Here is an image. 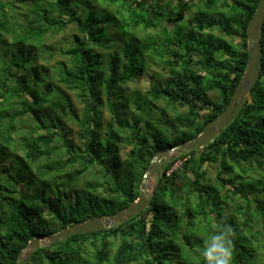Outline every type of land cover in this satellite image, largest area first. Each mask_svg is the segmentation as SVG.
<instances>
[{"label": "trees", "instance_id": "1", "mask_svg": "<svg viewBox=\"0 0 264 264\" xmlns=\"http://www.w3.org/2000/svg\"><path fill=\"white\" fill-rule=\"evenodd\" d=\"M258 3L106 0L97 13L90 0H0V264H16L35 238L133 204L153 157L196 139L226 110L247 70ZM139 32L154 34L138 43ZM260 49L244 107L203 148L175 151L144 212L35 249L22 264H204L203 237L225 229L230 264H264V23ZM154 58L159 73L149 68ZM148 72L149 89L131 93L127 84ZM67 123L79 131L76 144ZM207 166L219 173L214 184Z\"/></svg>", "mask_w": 264, "mask_h": 264}, {"label": "water", "instance_id": "2", "mask_svg": "<svg viewBox=\"0 0 264 264\" xmlns=\"http://www.w3.org/2000/svg\"><path fill=\"white\" fill-rule=\"evenodd\" d=\"M264 23V0H259L256 14L251 19L248 25V65L247 70L243 75L241 82L238 84L234 94L226 110L221 113L215 120L209 123L205 131L196 139L179 145L166 152H159L150 161L148 168L143 176L140 187L138 199L124 208L122 211L115 213L110 217H101L91 219L82 223H76L61 232L49 238V243L46 245L41 244L40 238L32 240L26 248H24L17 259L16 264H22L23 253L27 250L40 249L53 245L56 242L67 239L76 235L90 234L94 232H103L116 228L118 225L127 220L132 219L134 216L144 212L153 200V195L148 190V176L151 171L162 160L167 159L177 150L190 151L195 148H203L209 144L217 134H221L223 130L230 125L232 120L236 118L240 110L244 107L245 101L248 99L252 89L256 85L260 77L259 63L261 56L260 41H261V28Z\"/></svg>", "mask_w": 264, "mask_h": 264}, {"label": "rangeland", "instance_id": "3", "mask_svg": "<svg viewBox=\"0 0 264 264\" xmlns=\"http://www.w3.org/2000/svg\"><path fill=\"white\" fill-rule=\"evenodd\" d=\"M92 1V3L94 4V9L97 13H100L99 10H98V7L101 8V9H106V0H90ZM28 3H30V0H28ZM16 7L18 8V5H16ZM21 7V6H20ZM96 7V8H95ZM26 6H22V9H21V12L20 13H23L25 10H26ZM97 9V10H96ZM195 11L194 8H192L190 11L187 12V14L185 15V19L183 20L182 24L189 28L192 24V18H193V12ZM219 11H222V10H219ZM19 13L18 11L15 13L17 14ZM223 17V15H222ZM111 26V34H112V37H116L119 33L118 31L115 29V27H113L112 25ZM175 28V25L172 24V25H169L164 28L165 30H172ZM162 29L160 31V34H159V37H158V40L160 39H163L164 38V34L163 32H165V30ZM72 33V29H69L67 32H65L64 34H60L58 37H56L57 40H61L63 38L65 39H68L69 37V34ZM207 33H211L213 35H215L217 38L219 39H224L223 36L221 35V33L218 31V30H208ZM154 33L152 32H139V38L137 40L138 43H141L143 41V39H146L148 38L150 35H152ZM163 34V35H162ZM227 41L229 42H232L233 45H237L239 40L236 39V40H231L230 38H226ZM56 40L55 39H52L51 41L47 42L48 44H51L53 42H55ZM115 47L117 46H124L125 44V41H123V39L117 37V41H115ZM149 57V56H148ZM163 64H161V62H158L156 58L154 59H149V68L152 72H161L160 70L163 68ZM152 73L148 72V73H145L139 81H134V82H130L127 84V88L130 90L131 93H140V94H144L148 89L149 87L151 86L152 84V81L150 79V75ZM212 98L216 101L218 100V96L213 93L211 94ZM75 106L77 108V111L79 112H82L83 110V106L82 104L80 103V101L78 100H75ZM110 120V114L108 112L107 109H104V118H103V124L106 125ZM67 128L70 132V140H72V142H74L75 144L79 142V138H78V134H79V131L77 129V127L75 126V124L73 123H67ZM128 149L127 150H123L122 153L120 154V157L123 159L125 156H126V153H127ZM178 155H177V152H174L171 154V156H169L167 159H164L162 160L160 163H158L156 165V167L151 171V173L149 174L148 176V190L149 192L153 195L154 191L156 190V187H157V181H158V178L160 177L161 173L164 171V169L170 164L172 158H176ZM182 165V162L179 161L178 163H176L173 168L169 171L168 174L172 173L173 171H175L176 169H178L180 166ZM78 169L81 170V167H79ZM206 171H207V178L211 181L212 184L213 181L217 178V175L219 174L216 167L214 166H207L206 167ZM91 174V173H90ZM90 174H88L85 179L88 180L90 179ZM152 180V181H151ZM153 185V186H152ZM231 186L229 183L226 185V187H229ZM82 187H83V184H82ZM231 195H229L230 197ZM231 198V197H230ZM228 204V207L230 208V212L237 215L238 216V219L239 221H241V223L245 222V218H244V214L242 212V214L240 213H237L236 211H234V205L232 203V201H228L227 202ZM227 216H231L228 214V212L226 211V214ZM253 222H255V219L253 220ZM203 225H207V223L205 222H202ZM74 225V224H73ZM213 226H215V223L213 222L212 223ZM72 226V225H71ZM70 227V226H69ZM204 238V237H203ZM41 240V244L43 245H46L49 243L48 239H45V238H40ZM35 250V249H33ZM33 250H27L23 253V261L22 263H25L27 262L28 258L31 257V254H32V251ZM113 254H115V251L112 252Z\"/></svg>", "mask_w": 264, "mask_h": 264}, {"label": "clouds", "instance_id": "4", "mask_svg": "<svg viewBox=\"0 0 264 264\" xmlns=\"http://www.w3.org/2000/svg\"><path fill=\"white\" fill-rule=\"evenodd\" d=\"M230 229L207 233L199 249L204 264H230L231 239Z\"/></svg>", "mask_w": 264, "mask_h": 264}, {"label": "bare ground", "instance_id": "5", "mask_svg": "<svg viewBox=\"0 0 264 264\" xmlns=\"http://www.w3.org/2000/svg\"><path fill=\"white\" fill-rule=\"evenodd\" d=\"M152 181V180H151ZM153 186V185H152Z\"/></svg>", "mask_w": 264, "mask_h": 264}]
</instances>
